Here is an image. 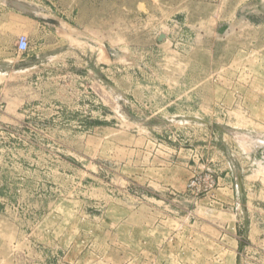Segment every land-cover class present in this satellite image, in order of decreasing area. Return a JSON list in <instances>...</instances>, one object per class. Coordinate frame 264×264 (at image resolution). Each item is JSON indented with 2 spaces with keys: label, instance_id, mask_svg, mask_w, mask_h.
Returning a JSON list of instances; mask_svg holds the SVG:
<instances>
[{
  "label": "rangeland",
  "instance_id": "374dc122",
  "mask_svg": "<svg viewBox=\"0 0 264 264\" xmlns=\"http://www.w3.org/2000/svg\"><path fill=\"white\" fill-rule=\"evenodd\" d=\"M0 264H264V0H0Z\"/></svg>",
  "mask_w": 264,
  "mask_h": 264
},
{
  "label": "built area",
  "instance_id": "2783aa9c",
  "mask_svg": "<svg viewBox=\"0 0 264 264\" xmlns=\"http://www.w3.org/2000/svg\"><path fill=\"white\" fill-rule=\"evenodd\" d=\"M28 45L29 44L27 43L25 37H21L20 42H19V46L23 49V51H27ZM194 186H195V182H192L190 184V187L192 188Z\"/></svg>",
  "mask_w": 264,
  "mask_h": 264
},
{
  "label": "water",
  "instance_id": "95a60500",
  "mask_svg": "<svg viewBox=\"0 0 264 264\" xmlns=\"http://www.w3.org/2000/svg\"><path fill=\"white\" fill-rule=\"evenodd\" d=\"M161 39H163V37H161Z\"/></svg>",
  "mask_w": 264,
  "mask_h": 264
}]
</instances>
